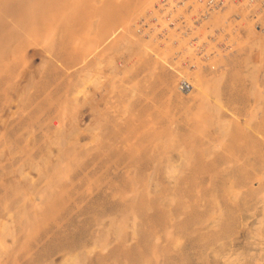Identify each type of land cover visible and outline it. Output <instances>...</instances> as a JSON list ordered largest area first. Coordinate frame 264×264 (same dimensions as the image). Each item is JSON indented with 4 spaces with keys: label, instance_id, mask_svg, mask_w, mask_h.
<instances>
[{
    "label": "rangeland",
    "instance_id": "rangeland-1",
    "mask_svg": "<svg viewBox=\"0 0 264 264\" xmlns=\"http://www.w3.org/2000/svg\"><path fill=\"white\" fill-rule=\"evenodd\" d=\"M6 1L0 264H264V56L254 67L248 33L217 71L202 68L224 77L210 104L183 103L163 84L177 81L174 48L149 43L156 55L128 74L118 66L136 58L119 52L124 31L103 44L126 0H33L25 16L22 0Z\"/></svg>",
    "mask_w": 264,
    "mask_h": 264
},
{
    "label": "built area",
    "instance_id": "built-area-1",
    "mask_svg": "<svg viewBox=\"0 0 264 264\" xmlns=\"http://www.w3.org/2000/svg\"><path fill=\"white\" fill-rule=\"evenodd\" d=\"M159 5L156 20L147 22L143 18L139 30L145 36L153 35L151 40L160 47L168 44L174 48L171 64H177L176 68L183 73L200 68L217 71V59L235 49L231 34H245L244 26L264 33V0H161ZM232 6L243 10V16L239 12L232 14L220 26H214V18ZM158 21L161 24L154 28ZM145 26L148 30L143 31ZM177 79L182 92L193 91L192 79Z\"/></svg>",
    "mask_w": 264,
    "mask_h": 264
},
{
    "label": "bare ground",
    "instance_id": "bare-ground-1",
    "mask_svg": "<svg viewBox=\"0 0 264 264\" xmlns=\"http://www.w3.org/2000/svg\"><path fill=\"white\" fill-rule=\"evenodd\" d=\"M12 1V0H11ZM19 0H15V3H17ZM23 1V9H21L22 10V13H24V16L29 12L30 13V10L32 11V6H30L29 7V5H30V3L31 2H33V0H22ZM38 1V0H37ZM160 1L161 0H126L125 2H123V3H121V5H119V7L118 8H116V10H115V12H113L114 14H112V15H110L107 19H106V21L104 22V24H103V30L104 31H107V32H109L110 34L108 35V37L104 40V42H103V44L104 43H106V42H108V41H110L111 39H113L114 37L116 38V35L118 34V33H120L121 31H124V33H125V38L119 43L120 44V49L119 50H121V51H119V52H122V53H126V54H128L130 57H131V59L132 58H136L135 59V61H133V62H128V63H125L124 65L122 64L121 65V67H120V64H119V68H122V70H124V72L125 73H128L129 74V72H132V71H134V69H135V66H137L138 64H140L141 62H143V60L145 59V57L147 56V54H149V53H151L152 52V47L150 46V44L149 43H154L155 45H158L155 41H153V40H151L152 38V36L153 35H150V36H145L144 34L143 35H141V37L139 36V37H136L135 38V35H133V33L130 31L131 29H132V27H133V25L135 24V20H134V18L135 17H138V16H140V15H142V14H144L145 15V13H147L149 10H151V9H153V10H151L150 12H148L149 14L148 15H146L147 16V18H148V22L152 19L153 21L154 20H156V18H154V17H156L157 16V10H156V7H158V6H160L159 4H160ZM3 2V1H2ZM2 2H0L1 4H2ZM40 2V1H39ZM158 3L156 6H155V3ZM5 3V2H4ZM6 3H9V0H7L6 1ZM20 3V2H19ZM0 4V5H1ZM10 4V3H9ZM5 5H7V4H5ZM38 5V4H37ZM47 5V4H46ZM41 6V5H40ZM44 6H45V4H44ZM4 7V6H3ZM14 7V6H13ZM20 8H21V6H20ZM19 8V9H20ZM33 8H34V6H33ZM36 9H37V6H36ZM18 10V9H17ZM195 10H199L198 8H196ZM4 11V10H3ZM33 11H34V9H33ZM243 10H238L236 7H234V6H232V7H230V9L229 10H227L226 12H224V13H221L219 16H216L215 18H214V20H213V23H214V26H220L222 23H223V21H224V19L226 20L229 16H231L232 14H237L238 12V14H240V15H242L243 16V12H242ZM1 12V11H0ZM38 12V11H37ZM1 13H3V12H1ZM21 14V13H20ZM19 14V15H20ZM3 15L4 16H7V15H5L4 13H3ZM31 15V14H30ZM40 15H41V13H40ZM21 17H22V15H21ZM2 18V17H1ZM7 18V17H6ZM10 18V17H9ZM11 20H12V18H11ZM10 20V21H11ZM147 20V19H146ZM21 21V23H22V21H23V19L22 20H20ZM14 21L12 20L11 22H10V24L11 23H13ZM18 22H16V24H17ZM20 23V24H21ZM55 23V22H54ZM53 23V25H55ZM138 23H139V21H138ZM14 25H15V23H13ZM39 24V23H38ZM52 24V23H51ZM51 24H49L50 25V30H49V28L47 29V30H49V31H51ZM161 24V22L160 21H158L156 24H155V26H154V28H157L159 25ZM188 24V23H187ZM42 25V24H41ZM16 26V25H15ZM114 26H117V28H113ZM134 26H136V31H138V33H140L141 32V30H139V28H137V26H138V24L136 25H134ZM13 27V26H12ZM11 27V28H12ZM54 26H52V28H53ZM1 28V27H0ZM17 28H19V26L17 27ZM16 29V28H15ZM14 29V30H15ZM20 29V28H19ZM43 29V28H42ZM111 29H113L112 31H111ZM243 29L246 31V29H247V32L246 33H248V37H247V39L244 41L245 42V45H247L249 48H250V56L248 57V58H250L252 61H253V64H254V67H256V68H258V69H260L259 67H260V65H259V63H261V60H262V56H264V55H262V54H264V33H261V32H257L252 26H250V25H248L247 27L246 26H244L243 27ZM8 30V29H7ZM7 30H6V32L5 33H9V32H12L11 34H12V36H13V32H14V34H15V31H12V29L10 30V31H8L7 32ZM53 30V29H52ZM146 30H148V27L147 26H145V28H144V30L143 31H146ZM5 31V30H4ZM22 31H23V29H22ZM48 31V33H51V32H49ZM24 32V31H23ZM47 32V31H46ZM1 33V32H0ZM5 33H3V34H5ZM26 33V32H25ZM10 34V35H11ZM6 35V34H5ZM10 35L8 36L9 38H10ZM26 35H28L27 33H26ZM45 35V34H44ZM242 35L243 34H237L236 36L234 35V34H231V41L234 43V45H235V47L234 48H236V47H240L241 45V42H239L241 39H242ZM12 36H11V39H14V38H12ZM142 36H144V37H146V39L143 37L142 38ZM2 37H4V36H2ZM14 37V36H13ZM29 38H30V36H29ZM245 38V37H244ZM32 39V38H31ZM12 42V41H11ZM102 42V41H101ZM3 43V42H2ZM13 44H14V42H12ZM151 43V44H152ZM5 44V43H4ZM17 44V43H16ZM39 44V43H38ZM41 44V43H40ZM103 44H101V45H99L98 47H96V49H99V47L100 46H102ZM1 45V44H0ZM15 45V44H14ZM10 46H11V44H10ZM119 46V45H118ZM7 48H8V46L6 47V51L8 52V50H7ZM9 49V48H8ZM116 50H118V48H116ZM166 50H169V48L167 49L166 48ZM166 50H165V52L164 53H166V54H168L167 52H166ZM97 51H99V50H97ZM114 51V50H113ZM117 52V51H116ZM94 53H96V52H94ZM152 53H155V55H156V52L154 51V49H153V52ZM4 54V53H3ZM114 54V53H113ZM117 54V53H116ZM158 54V53H157ZM163 55V56H159L160 58H162V59H160L158 56H156L157 58H159L160 60H162L164 63H167L168 62V55ZM6 55V54H5ZM45 55V54H44ZM158 55H160V54H158ZM7 56V55H6ZM92 56V55H91ZM102 56H104V55H102ZM110 56V55H109ZM112 57H114L113 55H111ZM223 56V55H222ZM44 57V56H43ZM46 57V56H45ZM44 57V62H47L49 59V57L47 58H45ZM111 57V58H112ZM126 57V56H125ZM167 57V58H166ZM42 58V57H41ZM84 58H88L87 56L86 57H84ZM90 58V57H89ZM110 58V57H109ZM115 58V57H114ZM166 58V59H165ZM10 59V58H9ZM45 59H48V60H45ZM86 59H84V61L81 63L82 64V66L83 65H85V63H86ZM113 59V58H112ZM250 60V61H251ZM108 61H110V60H108ZM126 61H129V58L126 60ZM41 62H43V60H41ZM102 62V61H101ZM100 62V63H101ZM112 63H114V61H112ZM115 64V63H114ZM167 65L169 66V68L171 69V70H175V71H178L176 74H177V76H180V77H186V76H188V78L189 79H192L193 80V93L192 94H187V95H184V94H186L187 92H182L179 88H178V79H177V81H176V84H175V82L174 83H171L170 85L169 84H167L166 82H164L163 84H164V86H166V87H169V90H168V92H169V97H170V99H173V98H176V99H178L179 101H182L183 103H185V102H193V101H195V100H197L198 98H202V99H204L205 97H207L205 100L206 101H208L207 99H209V95H211L209 92H212V91H210V87H211V84H214L215 83V85L218 87V82H220L221 83V80H222V78L224 79V77L222 76V74H221V76H217V74H215V75H206V74H204L202 71H203V69L201 68V69H199V70H196V71H193L192 73H188V72H181V71H179L176 67H178V65L177 64H171V63H167ZM100 66V65H99ZM98 66V67H99ZM253 66V65H252ZM115 67V66H114ZM157 66H154V67H151L150 69H149V73H151V74H155L156 73V71H157V68H156ZM86 70H87V68H86ZM85 70V71H86ZM31 71V70H30ZM34 71V70H33ZM84 71V70H83ZM84 71V72H85ZM86 72H89L90 73V75H91V72L92 71H89V70H87ZM120 73V72H119ZM223 73H225V72H223ZM259 74V73H258ZM223 75H225V74H223ZM255 75H256V73H255ZM24 76V75H23ZM30 76H32V75H30ZM258 76V75H257ZM257 76H255V77H257ZM32 77H34V76H32ZM29 79V78H28ZM191 80V81H192ZM29 81H32V79L31 80H28L27 82H29ZM32 82H34V81H32ZM31 82V83H32ZM29 84V83H28ZM30 85V84H29ZM212 86V87H216V86ZM25 86L27 87L28 85H26L25 84ZM218 89L220 90V87L219 88H216V90L218 91ZM212 90V89H211ZM215 90V89H214ZM215 90V91H216ZM135 93V92H134ZM214 93V92H213ZM212 93V94H213ZM209 94V95H208ZM215 94H216V92H215ZM217 95V94H216ZM184 96H186V97H184ZM215 96V95H214ZM218 96H219V94H218ZM211 98V97H210ZM217 98V97H216ZM218 99V98H217ZM220 100H218V102H219ZM194 103V102H193ZM205 105H206V102L204 101L203 102ZM207 103H209L210 104V102L208 101ZM217 103V102H216ZM219 103H221V102H219ZM218 103V104H219ZM203 104V105H204ZM77 105V104H76ZM204 105V106H205ZM97 106V105H96ZM95 106V107H96ZM209 107H210V105H208ZM208 106L206 107L205 106V108H208ZM217 106V105H216ZM77 107V106H76ZM199 107V106H198ZM222 107V106H221ZM97 108V107H96ZM204 108V107H203ZM204 108V109H205ZM218 108V107H217ZM217 108H216V110H217ZM219 109H220V107H219ZM219 109H218V111H219ZM199 110H201V108L199 109ZM221 110V109H220ZM221 111H219V112H216V113H220ZM230 112V111H229ZM2 113V112H1ZM0 113V114H1ZM15 113V112H14ZM65 114H70L69 112H67V111H65L64 112ZM93 113V112H92ZM231 113V112H230ZM12 114V113H11ZM195 114V113H194ZM231 114H233V113H231ZM218 115V114H217ZM13 116V115H12ZM11 116V117H12ZM237 116V115H236ZM68 117H69V115H68ZM218 117H219V115H218ZM1 119V118H0ZM65 119H67V118H65ZM69 119L70 118H68L67 120L69 121ZM237 119V118H236ZM4 120V119H3ZM78 120V119H77ZM74 123H76L75 121L76 120H72ZM197 121V120H196ZM232 121V120H231ZM73 122H72V124H73ZM79 122H77L76 124H78ZM223 123V121L221 122V124ZM225 123V122H224ZM69 124V123H68ZM70 124H71V122H70ZM69 125V126H72V128H73V126H74V124L73 125ZM96 124V123H95ZM219 124V123H218ZM77 126V125H76ZM79 126V125H78ZM89 126V125H88ZM58 127H60V126H58ZM63 127V126H62ZM86 127V126H85ZM84 127V128H85ZM95 127V126H94ZM88 128H90V127H88ZM58 129V128H57ZM78 129V128H77ZM55 131H57L56 129H54ZM78 130H80V129H78ZM77 130V131H78ZM81 130H83V128L81 129ZM80 130V131H81ZM86 130H87V128H86ZM58 131L60 132V129H58ZM57 131V133H59ZM65 131V130H64ZM64 131H62V132H60L59 134H63V132ZM67 131L68 130H66L65 132H66V134H67ZM84 131H85V129H84ZM56 133V134H57ZM70 133H71V131H70ZM170 135H172V134H177L176 136V138H178L179 136H178V132L176 133L175 131H172V130H170L169 132H168ZM172 133V134H171ZM49 134V133H48ZM55 134V137L57 136ZM62 134L60 135V136H62ZM66 134H65V136H66ZM174 134V135H175ZM68 135H70L69 134V131H68ZM168 135V134H167ZM168 136L166 139L169 141V139H171V138H169V137H171V136ZM174 135H172L173 137H174ZM50 136H51V134H50ZM59 136V137H60ZM68 137V136H67ZM61 138V137H60ZM66 137H64V139H65ZM175 138V137H174ZM174 138H172L170 141L172 142V140H174ZM175 138V139H176ZM179 138H181V137H179ZM47 139H49V136H48V138ZM46 139V140H47ZM52 139V138H51ZM50 139V140H51ZM69 140V139H68ZM166 140V141H167ZM179 140V139H178ZM52 141H53V139H52ZM51 141V142H52ZM170 141H169V143H170ZM175 141V140H174ZM173 141V142H174ZM50 142V143H51ZM71 142V141H70ZM52 143H55V141L54 142H52ZM168 143V142H167ZM168 143V144H169ZM175 143V142H174ZM50 145H52V144H50ZM171 145H173V144H171ZM2 151V150H1ZM3 153H5V152H3ZM52 153V152H51ZM50 154V153H49ZM6 155V154H5ZM1 156V155H0ZM13 156V155H12ZM187 157V156H186ZM48 158H50V157H48ZM184 161V160H183ZM186 164V163H185ZM34 165V164H33ZM21 166V165H20ZM19 166V164H18V167H19V169L21 168ZM52 166V165H51ZM172 167V166H171ZM174 167V166H173ZM16 168V167H15ZM23 168V167H22ZM22 168H21V170H19V171H22ZM45 168V167H44ZM24 169V168H23ZM57 169H58V167H57ZM168 169V168H167ZM174 169V168H173ZM16 170V169H15ZM17 170H18V168H17ZM43 170V169H42ZM41 170V171H42ZM170 170V169H169ZM18 171V172H19ZM55 171V170H54ZM58 171V170H57ZM63 171V170H62ZM172 171V170H171ZM40 172V171H39ZM45 172V171H44ZM6 173V172H5ZM14 173H16V172H14ZM20 173V172H19ZM41 173V172H40ZM45 174V173H44ZM47 175H48V173H47ZM151 180V179H150ZM151 182V181H150ZM238 189V188H237ZM237 189H236V191H237ZM138 190V189H137ZM235 194V193H234ZM233 194V195H234ZM239 194V193H238ZM149 195V194H148ZM172 198V197H171ZM236 199H237V197H236ZM170 201H171V199H170ZM171 204H172V201H171ZM169 205H170V203H169ZM168 205V206H169ZM133 214H135L134 212H133ZM136 215V214H135ZM134 221H135V219H134ZM121 228V227H120ZM110 229V228H109ZM121 230H123V229H121ZM120 233V232H119ZM116 234H117V232H116ZM118 235V234H117ZM103 237H102V239L105 237L104 235H102ZM110 236V235H109ZM108 235H107V237H109ZM120 236V235H119ZM107 239V238H106ZM104 240V239H103ZM109 240V239H108ZM125 242V241H124ZM131 242V241H130ZM180 244V243H179ZM101 248V247H100ZM102 249V248H101ZM93 251H95V250H93ZM91 252V251H90ZM104 252V251H103ZM93 253H95V252H93ZM93 253H86V254H93ZM102 254H104V253H102ZM80 260V259H79ZM87 260V259H86ZM77 261H78V259H77ZM76 261V262H77ZM68 262V261H67ZM83 262V261H82ZM77 264V263H76ZM81 264V263H80Z\"/></svg>",
    "mask_w": 264,
    "mask_h": 264
}]
</instances>
